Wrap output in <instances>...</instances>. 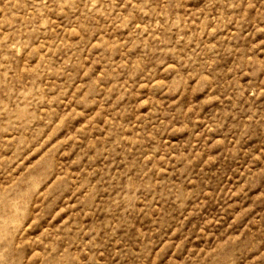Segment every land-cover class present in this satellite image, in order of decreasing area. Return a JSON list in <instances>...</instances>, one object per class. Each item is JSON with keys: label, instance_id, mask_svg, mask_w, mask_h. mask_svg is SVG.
<instances>
[{"label": "rangeland", "instance_id": "374dc122", "mask_svg": "<svg viewBox=\"0 0 264 264\" xmlns=\"http://www.w3.org/2000/svg\"><path fill=\"white\" fill-rule=\"evenodd\" d=\"M0 264H264V0H0Z\"/></svg>", "mask_w": 264, "mask_h": 264}]
</instances>
